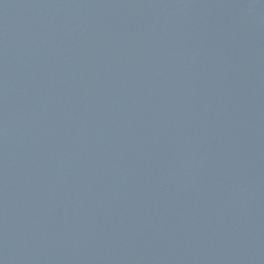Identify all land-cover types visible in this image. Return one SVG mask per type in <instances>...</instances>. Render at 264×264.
Wrapping results in <instances>:
<instances>
[{
	"label": "water",
	"instance_id": "95a60500",
	"mask_svg": "<svg viewBox=\"0 0 264 264\" xmlns=\"http://www.w3.org/2000/svg\"><path fill=\"white\" fill-rule=\"evenodd\" d=\"M0 264H264V0H0Z\"/></svg>",
	"mask_w": 264,
	"mask_h": 264
}]
</instances>
